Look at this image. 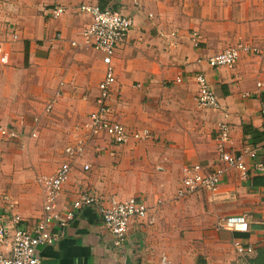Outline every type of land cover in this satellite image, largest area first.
Returning <instances> with one entry per match:
<instances>
[{"label": "crops", "instance_id": "obj_1", "mask_svg": "<svg viewBox=\"0 0 264 264\" xmlns=\"http://www.w3.org/2000/svg\"><path fill=\"white\" fill-rule=\"evenodd\" d=\"M82 4L115 5L133 18L113 58L111 117L131 130L148 128L155 139H131L119 147L105 135L89 141L56 210L70 208L82 191L95 188L106 196L143 198L150 219L161 224H133L120 251L97 212L85 207L65 238L40 248L43 264H264V176L254 170L264 164V63L252 54L242 55L233 68L208 63L238 42L264 48V0H0V126L25 123L20 142L0 136V207L8 196L17 201L16 211L36 222L44 214L40 179L54 175L67 160L66 147L85 137L83 125L95 110L106 65L103 53L81 35L91 20L78 9ZM55 5L65 12L54 16ZM199 73L208 78L221 109L198 107ZM224 120L231 125L227 148L243 155L249 177L230 168L215 196L204 190L179 198L186 165L216 166L215 137ZM35 125L37 137L31 136ZM84 163L91 169L84 170ZM13 186L22 190L21 204L8 193ZM242 213L249 215L250 232L218 226ZM154 234L163 238L153 248ZM235 238L254 252L239 256ZM0 251L10 253L9 240Z\"/></svg>", "mask_w": 264, "mask_h": 264}, {"label": "built area", "instance_id": "obj_2", "mask_svg": "<svg viewBox=\"0 0 264 264\" xmlns=\"http://www.w3.org/2000/svg\"><path fill=\"white\" fill-rule=\"evenodd\" d=\"M78 9L91 17L90 22L81 31L83 40L87 45L103 53V63L106 65L104 77L98 84L94 98L95 110L89 114L87 122L83 125L85 137L79 138L76 143L66 147L67 160L60 164L54 175L40 179L45 192L42 217L34 223L29 222L16 211L17 201L8 196L5 197L7 203L0 207V245H4L9 240L10 253L4 254L0 251V264H43L40 248L49 244H58L65 238L70 221L76 216L78 210L85 207L97 212L102 225L113 236L115 248L120 251H125L127 248L129 231L133 224L145 225L152 222L149 206L143 198L132 196L121 199L116 195L106 196L95 188L82 191L70 208L56 210L58 197L69 180L72 167L76 161L84 157L89 141H96L105 135L110 145L119 147L131 139L135 141L155 139L150 129L131 130L111 117L109 100L116 82L113 58L119 47L126 42L134 25L133 18L115 5L101 7L98 4H82ZM52 11L54 16H59L65 12V9L61 5H55ZM56 38H62L61 33H57ZM72 44L76 45L77 42L73 41ZM197 45L195 40V46ZM245 54L255 55L264 63V48L246 42L227 46L222 51L211 55L208 63L212 67L233 68ZM194 79L198 87L195 97L198 107L221 109V101L206 75L199 73ZM176 81L181 82L182 78L178 77ZM58 96L59 93L48 102L45 113L52 111ZM245 96H249V93ZM260 113L264 117V101L261 103ZM39 122L40 119H35L37 126ZM37 126L35 125V129L31 132L33 137L38 135ZM23 131V121L19 124L0 126V136L9 142H20ZM230 133L229 122L221 121L215 137L219 158L212 170L198 163L186 165L183 168L184 175L177 190L179 198L204 190L215 196L224 174L230 168L237 169L243 179L249 177L250 169L243 155L233 153L227 148L231 141ZM83 169H91V164L84 163ZM254 170L264 176L263 163L255 164ZM218 226L239 233L250 232L251 228L249 215L246 213L223 218ZM234 247L241 257H248L254 252V247L241 238H235Z\"/></svg>", "mask_w": 264, "mask_h": 264}, {"label": "rangeland", "instance_id": "obj_3", "mask_svg": "<svg viewBox=\"0 0 264 264\" xmlns=\"http://www.w3.org/2000/svg\"><path fill=\"white\" fill-rule=\"evenodd\" d=\"M50 113V112H49ZM23 123H24V121H23ZM25 124V123H24ZM2 126H4V125H2ZM11 192L9 191L8 193H10V194H12L13 196H15V198L17 197V199H18V201H19V203L21 204V201H20V195L19 194H21L22 193V190L20 189V188H18V187H11ZM153 221L151 222V223H148V224H150L151 226H154V225H160L161 223H157V221L153 218L152 219ZM152 236H154L155 237V240H154V238L151 240V242H153L154 243V246H153V248L155 247V244L156 243H158V241L159 240H161L163 237H159V236H157V235H152ZM183 236H180V238H182ZM159 238V239H158ZM168 238H171V235H168ZM158 239V240H157Z\"/></svg>", "mask_w": 264, "mask_h": 264}]
</instances>
